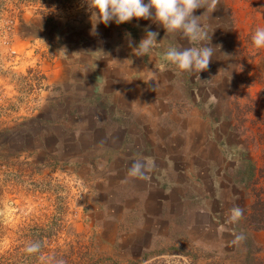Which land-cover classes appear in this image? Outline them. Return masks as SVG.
I'll return each instance as SVG.
<instances>
[{"label": "rangeland", "instance_id": "374dc122", "mask_svg": "<svg viewBox=\"0 0 264 264\" xmlns=\"http://www.w3.org/2000/svg\"><path fill=\"white\" fill-rule=\"evenodd\" d=\"M194 14L214 55L190 73L163 60L169 46H191L187 38L151 19L94 24L87 0H0V254L40 234L36 264L51 262L56 249L84 264L160 251L170 264H264V228L245 222L251 199L241 181L252 166L256 175L264 169V49L251 41L264 27V0H218L210 14ZM148 30L158 45L137 56L132 48ZM142 67L161 68L154 102L168 121L162 133L175 132L182 154L173 158L177 170L159 169L175 182L150 189L161 199L149 216L144 176L129 174L135 161L123 138L142 132L111 125L116 109L93 96L99 73L139 77ZM256 186L264 187L262 176ZM236 208L242 215L233 220Z\"/></svg>", "mask_w": 264, "mask_h": 264}, {"label": "clouds", "instance_id": "9594fccd", "mask_svg": "<svg viewBox=\"0 0 264 264\" xmlns=\"http://www.w3.org/2000/svg\"><path fill=\"white\" fill-rule=\"evenodd\" d=\"M218 0H87L91 19L94 24L109 22L120 24L132 18L151 19L158 22L168 33H179L187 38L191 46H169L163 53V60L167 65L175 66L180 71L190 73L205 70L214 55V47L209 43L210 34L206 25L195 15L194 10L203 8L209 14L216 8ZM255 49H264V27H257L251 36ZM157 32L148 30L146 35L133 46L132 51L137 56H147L158 45ZM131 44V41H129ZM145 161H135L129 169L131 176H143L147 167ZM242 210L236 208L232 219H238ZM238 236L237 239H242ZM40 244L29 243L25 251L29 254L37 253ZM57 264H63L58 261Z\"/></svg>", "mask_w": 264, "mask_h": 264}, {"label": "crops", "instance_id": "0c3cea01", "mask_svg": "<svg viewBox=\"0 0 264 264\" xmlns=\"http://www.w3.org/2000/svg\"><path fill=\"white\" fill-rule=\"evenodd\" d=\"M133 61L134 62L131 61V63H124L122 65H128V68H130L133 63L138 62L136 60ZM141 69H139L140 71L138 72V74L141 75L139 77L136 72H133L130 69H128L129 71H126V74L123 77H121L120 73L118 74V71L117 73H99V78L97 79L98 82H96L99 86L97 87L96 92L93 93V96L107 98V106L105 108L109 107L108 110L110 108L116 109V114L110 116L115 120L111 125L119 128V130L127 131L129 128H138L142 132L140 135H132L129 132H125L123 138H125L124 141L130 142L131 144L127 151L130 152L134 161L143 160L148 162L143 175L145 183L143 192H145L147 196L142 200L146 203V205H144V215L149 216L156 213V211L150 209V203L153 201L157 202L161 199L160 196L152 197L149 194L150 189L156 188L162 191L168 190L175 182L171 179H163L159 177L163 174L159 169L165 166L168 171L177 170V164L173 158L174 156H181L182 154L177 153L179 147L177 148L175 132L170 131L165 135L162 133V129L167 126L168 121H166L163 114H160V112L158 113L155 105L156 102H154V100L156 101L157 96H162V84L159 82L160 78H163V74L160 71L161 68H147V71L144 67ZM85 80L89 79L85 78ZM140 113L143 114V118L147 120L142 124L133 122L124 123L121 121L123 119L129 120L133 115L139 116ZM152 115L156 117L152 119ZM97 122L96 125L100 128L106 126L109 127V124H104L102 120H98ZM109 132L110 131L107 133L109 134ZM185 133H188V129ZM139 138L141 141L143 140L144 143H151L153 146L145 148L144 145H140ZM108 147L109 146H107V148ZM163 147L171 148V150L163 149L162 151ZM145 200H148V202ZM141 206L142 203H140L139 207ZM141 227L138 228L142 229ZM137 230L138 229L136 228V231Z\"/></svg>", "mask_w": 264, "mask_h": 264}, {"label": "trees", "instance_id": "16d2710c", "mask_svg": "<svg viewBox=\"0 0 264 264\" xmlns=\"http://www.w3.org/2000/svg\"><path fill=\"white\" fill-rule=\"evenodd\" d=\"M260 175L255 173L254 166H252L248 175L241 178V181H245L246 189H248V196L251 199V203L244 210V219L247 222V226L251 229H259L264 228V187H257L256 183L259 180V176L264 179V169H260ZM26 236V235H25ZM28 237V238H27ZM22 239V242H17L11 244L10 248L5 250L0 254V264H17L18 261H22V264H25L27 261H31L29 264H36L38 255L35 253L29 254L25 251L26 246L29 243H39L44 244L43 235H38L37 239L32 238L31 236H27ZM31 238V239H30ZM74 254V253H73ZM166 253L164 251L160 252H150L149 254H143L142 257L134 260L127 261L126 264H170L164 257ZM51 262L48 261V264H57L58 261H63V264H84L83 262H73L72 254H61L58 249L52 250ZM45 255L42 256L41 260L46 261L47 257L44 258ZM92 264H97L96 262ZM119 264V263H116ZM256 264V263H255Z\"/></svg>", "mask_w": 264, "mask_h": 264}]
</instances>
